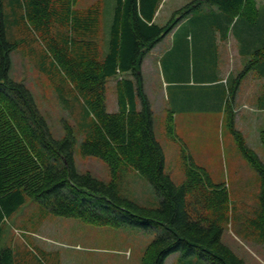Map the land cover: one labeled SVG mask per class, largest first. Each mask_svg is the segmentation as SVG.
<instances>
[{
  "label": "trees",
  "instance_id": "trees-1",
  "mask_svg": "<svg viewBox=\"0 0 264 264\" xmlns=\"http://www.w3.org/2000/svg\"><path fill=\"white\" fill-rule=\"evenodd\" d=\"M79 1L0 0V230L31 199L54 216L90 225L120 228L137 223L147 232L162 227L163 233L148 246L142 264H165L176 253L181 254L179 264H247L223 241L224 225L231 218L226 185L216 184L208 170L194 162L186 163L182 185L165 173V151L155 136L142 64L157 44L204 3L215 6L218 13L200 15L185 27L190 34L196 29L206 35L198 39L197 48L193 46V68H198L193 76L201 78L205 61L208 70L209 63L210 68L215 66L214 32L226 38L231 28L236 29L244 49H257L258 59L230 86L234 100L252 65L264 59V15L256 0H195L175 11L164 26L154 22L163 0H116L110 24L101 2L76 8ZM190 34L186 45L187 39H193ZM178 46L169 54V81L187 86L192 77L188 51L183 54L180 51L186 46ZM16 50L48 78L64 104L71 94L85 103L90 121L81 153L108 164L110 183L77 172L72 127L67 125L68 135L56 140L31 91L10 78L11 54ZM117 76L118 110L110 113L106 87L108 79ZM182 92L176 90V100L190 101ZM228 99L221 93L212 98L218 106ZM230 103L229 129L261 179L260 211L250 234L264 244V161L237 130ZM261 142L264 146V131ZM127 169L155 187L160 207H143L120 195L118 181ZM0 264H15L12 248L0 251Z\"/></svg>",
  "mask_w": 264,
  "mask_h": 264
},
{
  "label": "rangeland",
  "instance_id": "rangeland-1",
  "mask_svg": "<svg viewBox=\"0 0 264 264\" xmlns=\"http://www.w3.org/2000/svg\"><path fill=\"white\" fill-rule=\"evenodd\" d=\"M193 1L195 0H163L156 17L157 24L166 25L175 11ZM256 1L264 4V0ZM96 2L102 3L107 23L110 24L116 0H80L76 8H85ZM187 34L190 33L182 29L177 33H170L157 44L155 51L147 55L145 62V88L156 111L154 130L157 141L165 151V173L174 183L182 185L186 180V163L194 162L206 168L216 184L226 185L230 197L231 218L224 225L223 241L247 264H264V244L256 241L250 234L252 221L258 217L260 211V175L241 154L227 118H221L220 112L215 109L218 106L217 100L211 101L215 108L212 104L205 106L212 108L207 110L212 112L208 117L202 115V112L206 113L202 107L198 108L201 115L196 112L193 114V104L189 100L182 103L175 101L172 88L169 89L171 102L160 107L157 104L159 96L163 99L164 82L170 80L169 54L178 45L186 46L181 53L188 51L189 76L195 75L194 69H198L196 66L193 68L196 58L193 46L197 48L198 39H204L206 35L196 29L191 30L190 37L193 39H187L186 45ZM233 35L239 37L236 29L231 28L229 40ZM241 45L244 57L236 58L235 62L228 59L232 53L229 49L225 53L221 50L220 61L223 66L220 71L223 77L232 74L231 87L251 62L258 59L255 52L257 49L249 50L246 46L244 49L242 42ZM226 64L230 66L225 67ZM9 76L15 82L26 85L31 91L56 140H62L68 135L67 125L72 127L76 138L74 158L77 172L90 173L93 177L110 183L112 176L108 164L96 157H85L81 153L84 129L90 121L85 103L71 94L68 104H64L48 78L21 50L11 54ZM123 77L131 78L130 74ZM119 79L117 76L107 82V111L110 113L118 110L116 83ZM251 85L261 87L257 106L264 107V59L253 64L250 72L245 75L244 86ZM181 90L185 91L183 94L187 93L185 97L188 98L189 87H182ZM243 91L242 88L241 94L244 95ZM254 95L255 93L246 96V102L256 104V99L252 98ZM172 114H176L174 120L170 118ZM252 122L257 124V128L262 125L264 129V112H259ZM254 147L264 161L262 143ZM118 191L123 197L136 201L143 207L158 208L161 205V197L155 187L144 176L130 169L125 170L122 179L118 181ZM162 233L163 228L159 226H154L147 232L137 223L117 228L95 226L79 219L54 216L40 203L29 199L2 225L0 251L6 247L12 248L15 264H142L146 249ZM180 256L179 253L171 255L165 264H179Z\"/></svg>",
  "mask_w": 264,
  "mask_h": 264
},
{
  "label": "crops",
  "instance_id": "crops-1",
  "mask_svg": "<svg viewBox=\"0 0 264 264\" xmlns=\"http://www.w3.org/2000/svg\"><path fill=\"white\" fill-rule=\"evenodd\" d=\"M257 2V1H256ZM257 7L259 12H262L264 15V4H259L257 2ZM161 8V7H160ZM201 10L196 11L195 13L191 14L189 17L184 19L174 30L173 33H177L181 29L185 31V27L188 26L189 23L193 22L194 19L197 17V19L205 14L215 12L218 13V8L215 6H209V4L204 3L201 8ZM160 10V9H159ZM159 12V11H158ZM157 12V14H158ZM157 17V15H156ZM156 17L154 19V22H156ZM159 25V24H158ZM161 26V25H160ZM230 33V31H229ZM233 34V33H232ZM231 34V35H232ZM229 34L227 35L226 38H223V35L220 31H215L214 32V48H215V66L214 68L211 67V63H209V70L207 68V61H205L206 69L202 72L201 78L198 80L194 76L191 77L190 82L188 83L187 86H184L185 84H178L177 82H172V81H165L164 82V92H163V99L159 96L158 99V106H162L166 102H171V93H170V88L173 89V95L172 97L176 100V90L182 87H189L192 90L190 94V101L192 102V108H193V114L194 112L199 113L201 115V112H198V108L202 107L205 108L206 105L212 104V98L218 96L220 93L222 96L224 95L225 97L228 96V102L225 103V101L221 102L219 106L215 108V106L212 104L213 108L217 109L218 112H220L221 118H228L229 116V111H227V107L229 103L231 102L233 104L232 109H229L230 112H234L235 114V122H236V128L239 132H241L245 138L246 144L248 147L253 149L256 153L257 151L255 150L256 144L261 142V133L264 131L262 128V125L260 128H257V124L253 123L252 120L255 119V117L258 116L259 112H264V107L262 106H257L258 102L257 99L260 98L259 95L261 93V87L256 86V85H251V86H244V79L241 81V83L238 85L237 91L235 92V97L234 100L232 97H230L231 91H230V80L232 77V74H227L226 77H223L222 72L220 71V67L223 65L221 64V50L222 53H225L226 49H229V52H232L228 57V59H232L234 62L236 58L238 57H244L243 56V49L241 45V40L240 38L236 37L235 35L231 36V40L228 37ZM234 37V38H233ZM157 47V46H156ZM156 47L153 49L155 51ZM145 62L146 59H144L143 64H142V74H143V83H144V92L148 97L146 88H145V78H144V72H145ZM225 67H228L230 65L226 64L224 65ZM219 68V70H218ZM210 76L209 78H204L206 76ZM218 88H221L222 92L218 90ZM242 88L244 89L243 94ZM217 93V94H216ZM255 93V95L252 97L253 99H256V104H250L249 102H246V96L249 97ZM149 99V97H148ZM150 101V100H149ZM230 103V104H231ZM151 104V108L156 114V111L154 110L153 106L154 104ZM208 109L212 108H205L206 113L202 112V115L205 116H211L212 112H207ZM201 110V109H200ZM175 113V112H174ZM174 115L170 118L174 120ZM253 116V119L251 120V117ZM228 120V119H227ZM175 122V121H174ZM262 143V142H261ZM170 258V257H169Z\"/></svg>",
  "mask_w": 264,
  "mask_h": 264
}]
</instances>
